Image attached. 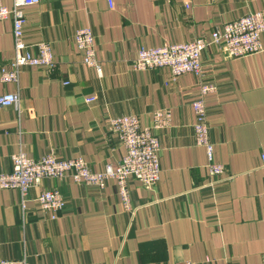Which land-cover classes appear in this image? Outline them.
Wrapping results in <instances>:
<instances>
[{
  "label": "crops",
  "instance_id": "crops-1",
  "mask_svg": "<svg viewBox=\"0 0 264 264\" xmlns=\"http://www.w3.org/2000/svg\"><path fill=\"white\" fill-rule=\"evenodd\" d=\"M0 6L12 9L14 0ZM22 11L27 47L36 55L37 44L52 46L57 70L48 77L43 67H23L19 84L0 80V96L20 98L0 107V175L13 172L12 158L22 152L34 160L55 151L83 158L95 173L116 169L126 151L109 133L110 118L134 115L147 129L158 111H169L171 121L157 133L156 189L130 182L135 213L124 212L114 181L100 191L69 178L44 180L29 191L24 218L20 192L0 190V261L262 264L264 50L230 60L209 47L202 56L203 75L216 87L205 101L214 160L225 168L216 187L209 186L206 151L195 142L198 78L141 72L134 60L142 46L208 39L223 23L264 13V0H41ZM82 28L94 32L102 76L85 65L74 42ZM13 33L12 20L0 23V76L12 69ZM53 189L66 200L56 220L37 203L41 191Z\"/></svg>",
  "mask_w": 264,
  "mask_h": 264
},
{
  "label": "built area",
  "instance_id": "built-area-1",
  "mask_svg": "<svg viewBox=\"0 0 264 264\" xmlns=\"http://www.w3.org/2000/svg\"><path fill=\"white\" fill-rule=\"evenodd\" d=\"M41 0H14L12 9L0 6V23L12 20L15 47V58L10 71L2 70L0 80L3 83L19 84L20 71L23 67H43L49 77L57 70L53 47L48 43L37 44L36 55L32 54L25 43V26L27 23L23 7L39 5ZM111 3V2H110ZM264 13L257 11L223 23L214 29L208 39H196L183 44H172L165 47L149 49L142 46L134 60L136 70L149 72L158 69L170 71L174 81L183 75L193 74L198 78L199 97L192 103L195 112L193 124L195 142L206 151L209 174L212 181L209 186L216 187L224 179L225 168L214 160V143L210 139L208 109L206 97L215 93L216 87L207 82L203 75L202 56L209 47H214L226 59L250 58L263 52ZM74 42L84 53L85 65L102 76V67L97 57L95 35L92 29H79L74 35ZM69 83H65L68 85ZM17 95L0 96V107L18 105ZM171 113L158 111L155 121L147 129L140 127L137 116L126 115L110 118L109 133L125 148L118 168L107 166L105 171L95 173L83 158L62 159L55 152L45 154L38 160L28 157L25 152L13 156V172L0 175V190H18L21 194V216L24 215L28 193L39 187L44 180H61L69 178L87 187L104 191L109 181L117 185L124 212L135 213L130 195V182L135 180L147 190L154 191L161 178L160 154L162 145L158 131L169 128ZM263 168H264V156ZM231 179V177H230ZM41 210L56 220L57 213L64 210L66 200L57 189L41 191L37 197ZM24 218V216H23ZM264 264V256L262 258ZM0 264H29L26 260L0 261ZM191 264V263H187ZM229 264V263H228Z\"/></svg>",
  "mask_w": 264,
  "mask_h": 264
}]
</instances>
